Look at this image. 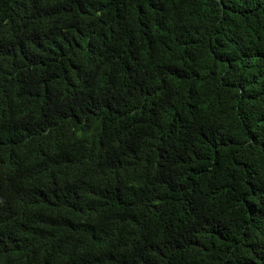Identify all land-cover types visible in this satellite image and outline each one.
Returning <instances> with one entry per match:
<instances>
[{
  "label": "trees",
  "instance_id": "obj_1",
  "mask_svg": "<svg viewBox=\"0 0 264 264\" xmlns=\"http://www.w3.org/2000/svg\"><path fill=\"white\" fill-rule=\"evenodd\" d=\"M0 264H264V0H0Z\"/></svg>",
  "mask_w": 264,
  "mask_h": 264
}]
</instances>
